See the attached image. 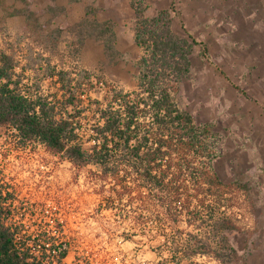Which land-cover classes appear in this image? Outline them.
I'll use <instances>...</instances> for the list:
<instances>
[{
  "label": "rangeland",
  "instance_id": "1",
  "mask_svg": "<svg viewBox=\"0 0 264 264\" xmlns=\"http://www.w3.org/2000/svg\"><path fill=\"white\" fill-rule=\"evenodd\" d=\"M171 1L177 11L173 31L182 34L184 25L205 43L213 61H203L198 46L193 47L194 79L185 86L182 105L220 136L219 177L249 181L251 187L233 198L236 206L230 211L238 229L229 240L247 264H264V172L258 168L264 170V0H146V15ZM27 4L36 25L23 14H8ZM50 4L52 0H0V51L17 61L22 87L34 93L33 83H38V94L59 96L58 84L45 74L48 64L72 75L88 72L93 99L101 100L107 87L134 89L135 62L142 51L133 40L130 0H55L63 10ZM93 22L111 25L117 38L114 57L105 55L102 43L88 34ZM18 147L12 130L0 128V183L14 193L13 222L22 227L21 239L67 242L65 264H162L172 242H181L182 234L168 223L152 220L154 209L144 212L146 222L138 226L131 221L134 204L97 211L91 185L82 173L73 180L70 163H58L41 146ZM255 180L258 190L252 187Z\"/></svg>",
  "mask_w": 264,
  "mask_h": 264
},
{
  "label": "trees",
  "instance_id": "2",
  "mask_svg": "<svg viewBox=\"0 0 264 264\" xmlns=\"http://www.w3.org/2000/svg\"><path fill=\"white\" fill-rule=\"evenodd\" d=\"M130 6L133 40L142 51L135 62L134 89L107 87L101 100L93 99L88 72L72 75L46 64L45 74L58 84L60 95L38 94V83L32 93L22 87L17 61L0 51V128L12 130L18 148L41 146L58 163H70L73 180L82 173L97 199V211L134 204L139 212L131 221L138 226L146 222L144 212L154 209L153 221L166 222L183 236L179 244L171 241L162 264H199L202 258L247 264L228 235L238 229L230 211L236 206L233 198L249 192V181L219 177L215 162L222 157L221 138L211 124L195 120L181 101L194 79L193 47L213 64L208 48L182 24V34L173 31V1L152 16L146 15V0H130ZM10 14H23L27 23L37 24L28 4ZM88 29L105 55L118 53L111 25L93 22ZM253 185L259 189L257 180ZM14 200V193L0 183V264H65L67 242L20 238L22 227L13 222ZM181 224L189 230L179 229Z\"/></svg>",
  "mask_w": 264,
  "mask_h": 264
},
{
  "label": "crops",
  "instance_id": "3",
  "mask_svg": "<svg viewBox=\"0 0 264 264\" xmlns=\"http://www.w3.org/2000/svg\"><path fill=\"white\" fill-rule=\"evenodd\" d=\"M50 5L54 6V8L60 7V8L63 10V6H61V5H59V6L55 5V0H52V4H50ZM50 5H48V6H50ZM48 6H47L46 10H48ZM57 9H58V8H57ZM10 12H11V11H9L8 14H10Z\"/></svg>",
  "mask_w": 264,
  "mask_h": 264
}]
</instances>
